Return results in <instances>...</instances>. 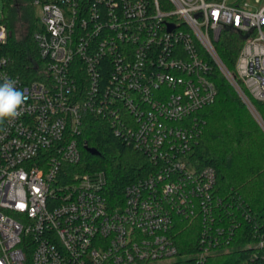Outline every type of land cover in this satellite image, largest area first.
<instances>
[{
	"label": "built area",
	"instance_id": "2783aa9c",
	"mask_svg": "<svg viewBox=\"0 0 264 264\" xmlns=\"http://www.w3.org/2000/svg\"><path fill=\"white\" fill-rule=\"evenodd\" d=\"M255 1L32 0L38 75L26 82L0 56V83L15 80L27 97L0 125V264H207L231 253L237 225L222 218L217 173L191 154L198 113L218 95L214 67L264 129L251 101L264 103V0ZM228 40L240 44L234 71L216 50ZM102 55L113 62L104 85ZM88 115L153 165L122 201L110 199L104 171L79 169ZM184 222L200 233L187 255ZM243 249L257 260L264 236Z\"/></svg>",
	"mask_w": 264,
	"mask_h": 264
},
{
	"label": "trees",
	"instance_id": "16d2710c",
	"mask_svg": "<svg viewBox=\"0 0 264 264\" xmlns=\"http://www.w3.org/2000/svg\"><path fill=\"white\" fill-rule=\"evenodd\" d=\"M3 3L4 17L0 19V27L6 28L7 38L5 42L0 41V56L9 58L12 72L29 82L38 75L43 62L34 40L38 31L35 7L32 0H3ZM17 9L21 10V19L27 26L24 41L15 38ZM216 50L226 67L234 71L240 44L228 40L217 44ZM100 64L104 85L113 62L102 55ZM213 71L212 80L218 95L213 104L198 113L203 131L191 161L198 169H215V194L226 205L222 218L229 225H237V229L230 244L231 253L214 256L207 264H264V250H257L258 259L253 261L250 259L253 252L243 249L264 236V132L222 72L217 67ZM251 101L264 119V103ZM80 141L82 161L79 169L104 171L107 193L116 202L123 200L129 184L147 177L153 169L147 155L125 143L105 122L92 115L86 116ZM84 145L95 149L99 155L90 154ZM180 229L181 254L187 255L192 252L188 244L197 242L200 233L190 227L189 222L182 223ZM170 264L190 263L180 260Z\"/></svg>",
	"mask_w": 264,
	"mask_h": 264
},
{
	"label": "clouds",
	"instance_id": "9594fccd",
	"mask_svg": "<svg viewBox=\"0 0 264 264\" xmlns=\"http://www.w3.org/2000/svg\"><path fill=\"white\" fill-rule=\"evenodd\" d=\"M26 99L24 92L17 89L16 81L4 77L0 83V125L14 120Z\"/></svg>",
	"mask_w": 264,
	"mask_h": 264
},
{
	"label": "rangeland",
	"instance_id": "374dc122",
	"mask_svg": "<svg viewBox=\"0 0 264 264\" xmlns=\"http://www.w3.org/2000/svg\"><path fill=\"white\" fill-rule=\"evenodd\" d=\"M248 3H249V6L251 7V9H255L256 6H259L255 0H248ZM18 10V9H17ZM18 13V16L16 18V21L14 23V27H15V38L17 40H20V41H24L25 39V36L26 34L28 33L27 31V26L24 24V22L22 21L21 19V10H18L17 11ZM35 14H36V22H37V26L40 28V16H41V12H40V9H35ZM4 17V3H3V0H0V19H3ZM232 85V84H231ZM233 86V85H232ZM234 87V86H233ZM235 88V87H234ZM236 90V89H235ZM237 91V90H236ZM238 93V92H237ZM239 95V94H238ZM240 97V96H239ZM241 99V97H240ZM242 101V99H241ZM243 102V101H242ZM244 103V102H243ZM247 107V106H246ZM248 109V108H247ZM249 112L251 113V115L254 117V119L256 120L255 118V115L251 112L250 109H248ZM257 121V120H256ZM258 123V121H257ZM259 124V123H258ZM260 125V124H259ZM261 127V125H260ZM262 128V127H261ZM263 132H264V129L262 128Z\"/></svg>",
	"mask_w": 264,
	"mask_h": 264
},
{
	"label": "water",
	"instance_id": "95a60500",
	"mask_svg": "<svg viewBox=\"0 0 264 264\" xmlns=\"http://www.w3.org/2000/svg\"><path fill=\"white\" fill-rule=\"evenodd\" d=\"M2 32H3V27H0V35L2 34ZM85 150L92 155H99L98 152L93 148L86 147Z\"/></svg>",
	"mask_w": 264,
	"mask_h": 264
}]
</instances>
